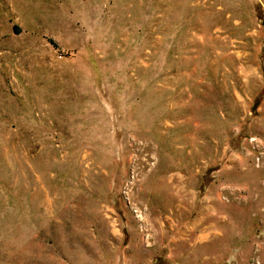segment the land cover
I'll return each mask as SVG.
<instances>
[{
	"label": "rangeland",
	"instance_id": "1",
	"mask_svg": "<svg viewBox=\"0 0 264 264\" xmlns=\"http://www.w3.org/2000/svg\"><path fill=\"white\" fill-rule=\"evenodd\" d=\"M0 264H264V0H0Z\"/></svg>",
	"mask_w": 264,
	"mask_h": 264
}]
</instances>
